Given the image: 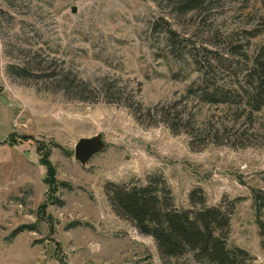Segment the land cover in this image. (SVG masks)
Returning a JSON list of instances; mask_svg holds the SVG:
<instances>
[{
	"label": "rangeland",
	"instance_id": "374dc122",
	"mask_svg": "<svg viewBox=\"0 0 264 264\" xmlns=\"http://www.w3.org/2000/svg\"><path fill=\"white\" fill-rule=\"evenodd\" d=\"M173 2L0 0V264H192L161 258L109 203L108 184L150 176L178 209L195 187L208 206L237 200L227 242L264 264L252 204V190L264 194V139L225 108L184 98L195 61L244 62L230 44L254 25L251 10L213 0L180 15ZM255 125L261 133L264 116ZM97 135L105 149L82 166L74 146Z\"/></svg>",
	"mask_w": 264,
	"mask_h": 264
},
{
	"label": "trees",
	"instance_id": "16d2710c",
	"mask_svg": "<svg viewBox=\"0 0 264 264\" xmlns=\"http://www.w3.org/2000/svg\"><path fill=\"white\" fill-rule=\"evenodd\" d=\"M212 3L213 0H174L173 9L185 15L207 11ZM240 3L242 10H251L248 22L254 25L239 29L236 44H230V53L242 54L244 62L236 61L234 66L195 61L194 71L198 76L185 88L184 98L192 97L196 103L225 108L232 112L236 122L245 121L252 136L264 139V126L260 127L261 133L254 131L255 124L264 116V0H240ZM159 28L164 30L166 45L181 56L178 47L182 40L178 34L164 20ZM86 87L82 82L77 86L82 92ZM160 112L165 117L171 115L164 109ZM171 122H176L170 124V129L176 133L181 119ZM222 129L227 128L222 125ZM209 131L219 136V127H210ZM106 189L114 213L129 221L140 235L151 237L161 258L178 260L189 256L192 264H255L254 257L246 250L229 246L227 242L237 200L208 206L203 190L195 187L188 194L190 207L178 209L162 176H150L146 185L110 183ZM252 201L258 234L263 240L264 194L252 190ZM27 228L34 227L19 229L15 234Z\"/></svg>",
	"mask_w": 264,
	"mask_h": 264
},
{
	"label": "water",
	"instance_id": "95a60500",
	"mask_svg": "<svg viewBox=\"0 0 264 264\" xmlns=\"http://www.w3.org/2000/svg\"><path fill=\"white\" fill-rule=\"evenodd\" d=\"M105 145L99 135L90 138H81L74 146V159L84 166L92 157L101 153Z\"/></svg>",
	"mask_w": 264,
	"mask_h": 264
}]
</instances>
